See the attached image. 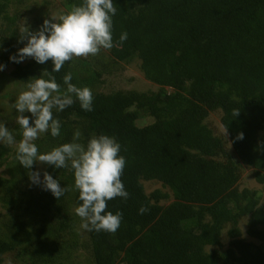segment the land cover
<instances>
[{"label":"trees","instance_id":"16d2710c","mask_svg":"<svg viewBox=\"0 0 264 264\" xmlns=\"http://www.w3.org/2000/svg\"><path fill=\"white\" fill-rule=\"evenodd\" d=\"M60 1L68 9L82 3ZM113 3V40L124 32L127 40L111 53L121 62L138 60L140 74L158 91L94 90L93 111L82 110L79 102L53 110L60 136L43 133L34 143L46 153L72 142L77 129L82 144L93 135L115 137L126 158L121 180L130 195L109 201L107 210L122 213L121 225L115 233H80L79 193L68 191L58 200L43 186L35 191L29 174L37 163L25 169L17 149L11 154L0 143V167L6 173L0 177V264L12 252L33 264H72L70 257L79 249L87 250L91 264H264L262 191L237 189L244 167L264 188V0ZM8 5L9 0H0V19L14 22L6 14ZM16 33L14 28L10 37H0V64L13 67L11 77L27 84L51 72V60L9 59L19 49ZM69 72L70 61L52 73L62 89ZM71 83L94 86L73 78ZM214 111L221 114L223 136L205 123ZM146 115L152 122L140 125ZM10 132L21 139L18 123ZM239 133L243 139H237ZM42 164L61 187L74 184L70 168ZM145 182L168 191L147 193ZM169 199L170 204L160 205ZM142 205L149 208L143 215ZM247 215L246 233L259 244L240 236L237 222ZM227 223L230 242L223 248L221 230ZM206 247L214 248L206 252Z\"/></svg>","mask_w":264,"mask_h":264},{"label":"clouds","instance_id":"9594fccd","mask_svg":"<svg viewBox=\"0 0 264 264\" xmlns=\"http://www.w3.org/2000/svg\"><path fill=\"white\" fill-rule=\"evenodd\" d=\"M117 8L113 0H82L72 5L70 10L54 18L45 19L40 28L33 32L24 27L20 31L18 42L27 43L9 57L20 63L32 58L38 64L51 60V72L44 71L39 78H30L25 90L17 96L13 108L17 110L16 121L22 132V139L16 144V159L25 169H31L34 163H46L55 168H70L74 174L71 187H61L57 179L48 172H31L29 179L33 184L42 185L58 200L65 192L77 191L81 202L75 208V214L81 219V228L115 233L122 222V213L108 211V202L119 197L129 198V193L121 180L126 158L120 155L121 145L115 137L100 134L93 135L86 144L78 142L81 132L73 133V141L54 147L46 153H40L34 143L41 134L50 132L52 137L60 136L61 122L54 118L53 110L62 112L76 102L84 111H93V93L88 87H77L73 83L72 73L63 77L64 88L56 82L52 73L59 72L66 62L74 58L97 56L101 50L121 47L127 40V33H121L118 42L113 40V17ZM4 65H0L3 70ZM47 75V79L43 78ZM31 113L30 117L24 113ZM234 116L239 115L234 110ZM237 139H243L239 133ZM0 142L9 145L15 142L8 128L0 123ZM149 211L142 205L138 212L143 215Z\"/></svg>","mask_w":264,"mask_h":264},{"label":"rangeland","instance_id":"374dc122","mask_svg":"<svg viewBox=\"0 0 264 264\" xmlns=\"http://www.w3.org/2000/svg\"><path fill=\"white\" fill-rule=\"evenodd\" d=\"M66 6H64L60 0H9V5L6 10V14L14 22L5 21L0 19V37H10L13 29L17 30L16 39L13 40L15 47L22 48L25 46L27 41L18 42L20 39V31L24 27H27L29 31H37L43 24L45 19L51 20L54 18L57 22L62 14L69 11ZM139 61L133 59L132 61L126 63L118 61L110 50H101L97 56H89L87 58H74L70 61L72 66V78L77 79L84 83H92L93 90L91 91H101L105 93L117 91V90H136L139 92L148 91H158L159 87L146 81L138 70ZM1 65V64H0ZM12 66H4L3 70H0V123L4 124L9 131L14 129L17 124V110L13 108V104L19 95V93L26 88V84L19 82L11 77ZM170 91V90H169ZM31 113H24V115L29 116ZM220 112L214 111L210 112L205 123L213 129L217 134L223 136L225 135L224 130L220 124ZM152 122L150 117L143 116L141 120L138 121L140 125H146ZM22 139V137H21ZM18 141L11 145L0 142L3 145L11 149L10 153L13 154L16 149V144ZM225 150L231 154L230 146L227 148L225 145ZM4 167H0V177H6ZM40 173V179L43 180V173L45 172V166L42 163H37L35 172ZM35 191L41 189L42 185H35ZM251 189V190H261V199L259 204L264 203V188L263 185H259L255 182L252 176V169L244 167L240 173V178L237 183V189ZM144 189L147 193L154 190H161V192H167V188L163 187L160 183L156 182H145ZM172 199L160 201V205L170 204ZM243 208V207H242ZM0 213L4 215V211L0 209ZM249 216H243L237 222V227L240 230V236L248 241L255 244H259L257 240L251 239L247 235ZM76 229L80 233H84L83 228L80 224L77 225ZM231 229V224H225L221 230V241L223 243V248H225L230 242L228 236V231ZM83 235V234H82ZM214 247H206V252H211ZM75 257H70L72 259V264H91L89 253L86 249H79L75 252ZM55 256V253L53 252ZM54 261V260H51ZM3 264H33L32 261L25 260L23 256L19 255L17 252H12L10 255H6L2 261Z\"/></svg>","mask_w":264,"mask_h":264}]
</instances>
